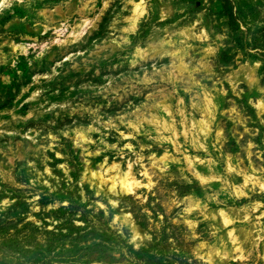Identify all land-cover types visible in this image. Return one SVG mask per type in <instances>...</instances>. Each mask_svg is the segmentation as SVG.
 Returning a JSON list of instances; mask_svg holds the SVG:
<instances>
[{
    "label": "rangeland",
    "instance_id": "obj_1",
    "mask_svg": "<svg viewBox=\"0 0 264 264\" xmlns=\"http://www.w3.org/2000/svg\"><path fill=\"white\" fill-rule=\"evenodd\" d=\"M144 1L126 33L132 0H0V264H264V189L245 179H264V0ZM113 162L144 186L85 180Z\"/></svg>",
    "mask_w": 264,
    "mask_h": 264
},
{
    "label": "bare ground",
    "instance_id": "obj_2",
    "mask_svg": "<svg viewBox=\"0 0 264 264\" xmlns=\"http://www.w3.org/2000/svg\"><path fill=\"white\" fill-rule=\"evenodd\" d=\"M132 2H133V12H134V14H133V16L131 18L128 19L129 27L124 29V31L126 30V33H129L131 31H133L134 29H136L138 20L145 13V5H144L145 1L144 0H139L137 2L135 0H132ZM146 57H147V50H143L141 48H138L135 51V54H134L132 62L133 63L137 62L138 60H140L142 58H146ZM178 71L181 73V69H179ZM250 80H251V78H250ZM202 103H203V106L200 107V108L203 110L205 115H203V119L198 120V121H194L193 125H192L194 127V130L192 131L193 133L191 135L192 136L191 141H192V144H194V146H196L197 148L200 147V146H203L200 137H198V136L201 135V133L204 135L205 138L210 136L211 129H212V122H213V119H214L213 117L215 116V112H216V110L218 108V104L208 94L205 96V98H204ZM160 107L163 110L168 111V113L170 114V118H173V114L174 113L172 112V105L169 102H167V100L164 101L161 104ZM260 108H261V110H264V101L260 102ZM180 113L182 115H184V112H183L182 108L180 109ZM208 116H209V118H207ZM154 117L155 118L152 119V122H154L155 124L156 123H162L163 132H160L161 130L160 131L158 130L160 132L162 138L165 137L164 136V132L165 131L166 132H170L172 134L171 135L172 137H170L171 139L172 138H176V139L178 138L179 133L177 132V128L175 126L174 120L167 121L166 119H164V120L160 121L157 118V116H154ZM132 126L135 129H139V127H140L139 125H136V124H132ZM183 126H185L184 123H183ZM184 134L188 135V131L186 130V128H184ZM77 140H79L81 144L83 143V145L86 144L87 146H90L92 143H94V140H93V137H92V132H80V134L77 136ZM89 155H90V153L88 152V156ZM154 158H155V156H154ZM187 160H188L189 164H191L194 168H196V164L198 163L199 158L197 156L196 157L188 156ZM157 161H158V159H157ZM159 162L164 163V165L166 167L171 162V160L169 159L168 155H165L159 160ZM105 163H102L100 165V168H101L100 170L88 169V176L85 177L86 178L85 180L90 181L93 186H99L100 188L105 186V187H107V189L109 191H111V192H113L115 194H131V193H135L136 190L139 187L142 186L143 183L141 184V182L138 181L137 177L135 176V173L133 172L132 164L128 165L127 167H123L121 163H117V162H113L111 165L105 164ZM162 163H160V164H162ZM186 163H187V161H186ZM229 168H230V171H234L235 170L234 167H232V166H230ZM146 171H145V175L147 177L149 174ZM252 171H253V169H252ZM196 172H197V177H199L203 182H208V180L210 181V179L214 178V177L202 174V173H200L198 171H196ZM245 179H246L247 183L251 182L253 185L257 184L259 182V184L264 189V179H260V178L256 179L255 176L252 177L251 174L250 175H246ZM143 186H144V184H143ZM237 189L238 190L236 191V193L238 192L239 194H241L243 192L242 190L240 191L239 188H237ZM190 199H191V204H190V209L189 210L191 212H194L197 208H200V207L203 206V205L201 206L202 202L200 200H196L194 197H191ZM253 207L258 208L259 204L255 203V205ZM213 216H214L215 220L220 218V220L224 223V225H227V226L235 224V221L237 220V217H234L233 215H231L229 212H227L224 209H222L219 212V216H217V215H213ZM192 225H194V224H192ZM228 234H230V239H231L232 245L234 246L236 252L241 254L243 252V247H242V244H241L242 240H241L236 228L231 229L228 232ZM208 258L211 259V255H209Z\"/></svg>",
    "mask_w": 264,
    "mask_h": 264
}]
</instances>
